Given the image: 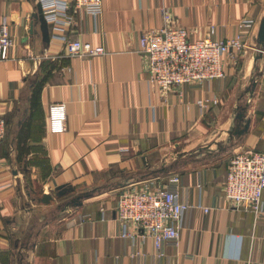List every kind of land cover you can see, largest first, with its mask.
<instances>
[{"label":"crops","instance_id":"obj_1","mask_svg":"<svg viewBox=\"0 0 264 264\" xmlns=\"http://www.w3.org/2000/svg\"><path fill=\"white\" fill-rule=\"evenodd\" d=\"M103 1L96 20L71 2L73 23L62 32L105 54L71 56L52 25L49 43L39 23L30 32L36 0H0V22L8 20L14 39L0 61V115L8 122L0 144V264H264V220L224 195L234 153L264 151V0ZM163 8L192 40L215 26V38L240 34L249 49L227 58L222 78L162 92L150 83L140 38L163 24ZM35 77L44 84L32 111ZM206 98L218 103L203 110L197 102ZM59 101L67 130L51 133L48 109ZM247 120V132L235 134ZM174 174L188 208L180 246L157 262L150 239L134 247L123 240L116 206L126 189H155ZM27 180L43 191L23 197ZM60 185L73 188L63 199Z\"/></svg>","mask_w":264,"mask_h":264},{"label":"built area","instance_id":"obj_2","mask_svg":"<svg viewBox=\"0 0 264 264\" xmlns=\"http://www.w3.org/2000/svg\"><path fill=\"white\" fill-rule=\"evenodd\" d=\"M42 7L48 25L61 32L52 37L65 45L71 56H99L105 54L103 46L80 39H70L62 32L73 23L69 14L71 2L77 8L86 10L96 20L104 11L103 0H36ZM164 22L161 26L145 30L140 38L141 52L147 56L150 83L166 92L172 86L203 84L225 75L226 60H238L249 49L240 34L227 40L215 38L216 27L198 39H190L189 32L176 24L171 12L163 8ZM251 22H245L249 26ZM14 45L8 20L0 22V61L9 58ZM218 103L216 98L198 100L201 109L208 103ZM7 120L0 115V144L7 136ZM48 128L51 133L67 130L66 103L50 104ZM180 176L171 175L158 188H130L123 191L116 206L117 218L121 224V237L135 246L138 238L150 239L155 248V258L159 262L168 248H178L181 243L183 216L188 205L180 200ZM224 195L233 206L251 211L256 218L264 220V151L245 150L232 156ZM206 211L208 207L204 208ZM90 219L91 215H84ZM135 253L131 256L134 258Z\"/></svg>","mask_w":264,"mask_h":264},{"label":"water","instance_id":"obj_3","mask_svg":"<svg viewBox=\"0 0 264 264\" xmlns=\"http://www.w3.org/2000/svg\"><path fill=\"white\" fill-rule=\"evenodd\" d=\"M32 17H33V21L31 23L30 32H32L34 27H36L39 23L40 24V30L42 32L43 41L46 43H49L51 40V36H50V32H49V25H48V23L44 17L42 7L39 3H37V5H36V11L33 13ZM258 37H259V42L264 43V18H263L261 25H260ZM240 109H242V110L238 112L237 120L243 121L245 118V112H244L245 108L241 107ZM249 124H250V120H247L243 127H238L235 134H237V135L245 134L249 128ZM72 190H73V188H67L65 185H60L57 187V196L62 197L65 194H67L68 192H71ZM89 195H90V193L87 192L85 194L77 196V198L88 197ZM52 199H53V196L48 193V194H44V196L42 197L41 200L45 203H48ZM73 203L77 204V205H81L82 201L74 200Z\"/></svg>","mask_w":264,"mask_h":264},{"label":"trees","instance_id":"obj_4","mask_svg":"<svg viewBox=\"0 0 264 264\" xmlns=\"http://www.w3.org/2000/svg\"><path fill=\"white\" fill-rule=\"evenodd\" d=\"M43 84H44V78H41L40 80H38V78L33 79L32 86H31V95H30V105H31V110L32 111L38 105L39 92H40V89L43 86ZM30 118H31V115L29 117V120H30ZM29 123H30V121H29ZM7 125H8V122H7ZM7 132H8V127H7Z\"/></svg>","mask_w":264,"mask_h":264},{"label":"rangeland","instance_id":"obj_5","mask_svg":"<svg viewBox=\"0 0 264 264\" xmlns=\"http://www.w3.org/2000/svg\"><path fill=\"white\" fill-rule=\"evenodd\" d=\"M245 103V98H242L241 99V104H244ZM233 154V153H231ZM27 186V187H26ZM39 188V187H38ZM33 184L30 180H27V184L25 186H23V189H22V193H23V197H27V193L29 192H33ZM43 191L42 188H39L37 191H34L35 194H38V193H41ZM54 195H56V192H54ZM57 196V195H56ZM38 197V196H37ZM65 197V196H64ZM64 197H61V199H63ZM58 198V197H57ZM28 201V200H27ZM29 202V201H28ZM24 204H26V201L24 200L23 201Z\"/></svg>","mask_w":264,"mask_h":264}]
</instances>
